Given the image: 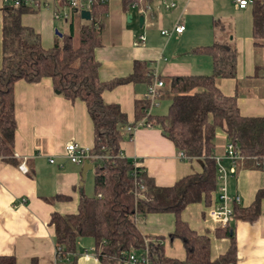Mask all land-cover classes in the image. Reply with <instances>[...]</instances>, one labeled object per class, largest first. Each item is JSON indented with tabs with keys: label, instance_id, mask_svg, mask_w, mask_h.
I'll list each match as a JSON object with an SVG mask.
<instances>
[{
	"label": "crops",
	"instance_id": "1",
	"mask_svg": "<svg viewBox=\"0 0 264 264\" xmlns=\"http://www.w3.org/2000/svg\"><path fill=\"white\" fill-rule=\"evenodd\" d=\"M12 3V0H0V30L4 7ZM151 3L155 18L143 15L140 26L142 14L131 5L124 10L122 0L106 2V11L99 16L101 45L95 49L100 80L132 73L135 60L146 62L149 71L158 78L209 74L211 57L194 50L230 33L237 51L236 79L218 78L217 87L225 95H233L237 89V104L243 115L264 116V44L254 43L250 4L239 8L233 0H175L174 8L165 9L158 0ZM37 5L34 11L21 16V22L40 34L45 48L59 41L70 25L78 33L88 21L72 9H65L69 13L67 19H55L53 0H37ZM133 13L137 17L135 25ZM227 16L234 22L232 27ZM239 16L241 25L237 24ZM220 19L229 21L227 29H217L215 22L221 25ZM179 20L185 24L184 32L161 33L163 29L171 30ZM140 35L145 39L141 41ZM147 86L144 82L120 84L103 91L102 99L105 103L118 104L128 122L133 123L135 101L144 98ZM13 95L16 121L13 150L18 164L0 159V255L14 256L16 264H56L54 227L49 223L51 214L75 212L80 192L89 193L93 179L89 172L92 166L84 172L85 163L71 162L65 156V145L73 141L91 148L92 120L82 100H71L58 93L48 77L38 82L17 80ZM167 98V95L160 97ZM227 141L223 131L216 134L215 155L222 157L223 165L229 169L231 163L224 158ZM120 148L123 156L137 157L139 166L158 186L173 185L203 167L202 158H181L158 127L138 128L131 139L124 135ZM245 161H238L235 172L226 181L228 194L238 195L241 206H248L256 191L264 188V168L246 166ZM22 163L27 168L25 173L18 168ZM56 195L68 198L55 199ZM218 195L216 190V202ZM210 208L203 202L193 203L182 211L181 217L193 230L208 234L210 255L215 259L226 253L230 240L225 235H216L217 228L224 225L213 220ZM174 222L173 213H150L141 222L136 220V225L145 236L163 237L167 257L183 260L185 251L181 240L168 237ZM234 233L236 261L227 264H264V199L259 218L252 222H234ZM77 252L76 264H102L94 252L91 237L79 238Z\"/></svg>",
	"mask_w": 264,
	"mask_h": 264
},
{
	"label": "trees",
	"instance_id": "2",
	"mask_svg": "<svg viewBox=\"0 0 264 264\" xmlns=\"http://www.w3.org/2000/svg\"><path fill=\"white\" fill-rule=\"evenodd\" d=\"M122 1L127 10L133 0ZM59 2L65 3L64 0ZM7 5L0 30V159L18 164L13 150L14 83L20 79L38 82L44 77L51 79L58 93L85 103L93 124L91 151L104 155L91 162L93 193L80 192L75 212L51 214L49 223L54 227L56 264H76L77 243L81 237L93 239L94 252L102 264L122 263L131 250L144 249L145 238L153 264L234 263V222H252L259 218L264 188L256 191L248 206L233 204L229 222L216 230L217 236L229 238L230 245L225 254L215 259L210 255L208 234L193 230L181 217L190 204L203 202L209 207L216 204L218 179L214 140L218 132L223 131L228 141L239 147L246 157V166L264 168V116L243 115L237 104V89L235 94L225 95L216 84L218 78L236 79L237 51L231 34H222V39L194 50L211 57L209 74L159 77L164 86L159 89L158 99L167 95L169 105L165 114L151 112L148 121L161 129L184 159L202 158L203 167L173 185L158 186L142 167L135 169L132 161L121 154L123 128L129 123L127 116L118 104L105 103L102 99L103 91L117 85L139 82L148 85L154 78L146 62L135 60L132 73L100 80L95 49L101 45L99 16L106 11V3H94L90 18L79 32L70 25L68 32L49 48L42 45L37 31L21 22V16L34 11L38 5ZM250 6L254 43L262 45L264 0H251ZM147 107L146 99L135 101L136 121L144 116ZM134 172L137 183L144 186L140 194L135 193L139 188ZM56 198L67 199L68 196L56 195ZM166 212L175 216L174 229L168 237L181 240L185 251L183 260L167 257L163 237L143 235L134 220L135 216ZM0 264H16L15 257L0 255Z\"/></svg>",
	"mask_w": 264,
	"mask_h": 264
},
{
	"label": "built area",
	"instance_id": "3",
	"mask_svg": "<svg viewBox=\"0 0 264 264\" xmlns=\"http://www.w3.org/2000/svg\"><path fill=\"white\" fill-rule=\"evenodd\" d=\"M14 5H19L23 3L25 5H35L37 0H12ZM65 3L61 4L59 0H53V16L55 19L64 18L67 19L69 17V13L65 9H75L77 11H89L92 9L94 3L101 2L106 3L108 0H64ZM152 1L154 0H133L130 4L132 8H135L142 15H149L151 19L155 18V14L153 12ZM160 4L165 9H172L176 6L175 0H158ZM236 6L239 8H245L248 4L251 3V0H233ZM45 5V4H44ZM185 24L180 20L177 21L175 26L171 30L163 29L161 33L164 35H170L171 33L180 34L184 32ZM139 39L142 41L145 39L144 35H140ZM164 86L163 81L154 76L153 81L148 84L147 90L144 95V99L148 101V107L145 109L144 116L135 120L133 123H128L123 128V136L125 135L127 138L131 139L134 132L141 127H152L151 123L148 121V116L151 114L152 109L157 106L158 97H159V89ZM65 156L74 163H91L95 159H101L104 155L94 154L91 151V148H84L80 145L76 144L73 141L68 142L65 145ZM179 156L183 158V154L179 152ZM224 158H227L231 167L229 169L222 163V157L215 155V160L217 164V179H218V201L214 206L210 208V215L215 222L218 224L226 225L233 213V204H239L240 198L238 195L230 196L227 192V178L230 174H233L237 168L238 161L245 159L246 157L241 153L239 147L234 143L227 141L224 145ZM132 161L133 167L136 169L139 167V160L137 157L130 158ZM53 161L52 159L50 160ZM92 164V163H91ZM19 170L23 173L27 172V168L22 163L18 166ZM136 173L134 172L135 183L137 184V189L135 191L136 194H140V192L144 189L143 185L137 183ZM24 199L21 200V203H24ZM134 220H137V216L134 217ZM145 247L142 250H131L126 258L120 264H153L149 248L147 246L148 239H144Z\"/></svg>",
	"mask_w": 264,
	"mask_h": 264
},
{
	"label": "rangeland",
	"instance_id": "4",
	"mask_svg": "<svg viewBox=\"0 0 264 264\" xmlns=\"http://www.w3.org/2000/svg\"><path fill=\"white\" fill-rule=\"evenodd\" d=\"M250 9H251V7H249ZM227 13L229 14V10L227 9ZM133 15H134V17H133V24L135 25V24H137V17H136V14L135 13H133ZM231 16H227L226 18L227 19H229ZM237 17V16H236ZM240 16L238 17V22H237V24L239 25H241L242 23H241V20H240ZM237 19V18H236ZM230 21H231V23H232V25H231V27L233 26V23L234 22H232L233 20H231V19H229ZM220 21H221V25H219V24H217L216 25V27H218V28H221V27H225L226 29H227V27H228V24H229V21H225V20H223V19H220ZM237 21V20H236ZM240 27V26H239ZM240 30H242V29H240ZM262 93V92H261ZM158 101V105L157 106H155L154 108H153V111H152V113L153 114H158V115H162V114H165L166 112H167V109H168V105H169V102H168V100L167 99H158L157 100ZM91 174H92V177H93V169H91L90 171H89ZM90 192L89 193H87V194H91V193H93V179H92V186H91V190H89ZM143 218V216H137V220L139 221L140 220V222H141V219ZM85 238H88V237H85Z\"/></svg>",
	"mask_w": 264,
	"mask_h": 264
},
{
	"label": "water",
	"instance_id": "5",
	"mask_svg": "<svg viewBox=\"0 0 264 264\" xmlns=\"http://www.w3.org/2000/svg\"><path fill=\"white\" fill-rule=\"evenodd\" d=\"M80 13H81V15H82L85 19H89V18H90L89 11L84 10V11H81ZM143 20H144L143 15L139 16V25H140V26H142V24H143ZM91 166H92L91 163H85V164H84V167H83L84 172H85L87 169H90Z\"/></svg>",
	"mask_w": 264,
	"mask_h": 264
}]
</instances>
